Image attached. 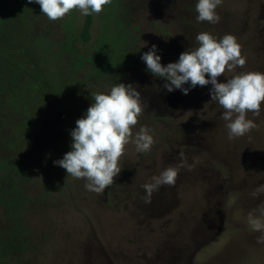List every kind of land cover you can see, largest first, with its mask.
<instances>
[{
	"label": "rangeland",
	"instance_id": "rangeland-1",
	"mask_svg": "<svg viewBox=\"0 0 264 264\" xmlns=\"http://www.w3.org/2000/svg\"><path fill=\"white\" fill-rule=\"evenodd\" d=\"M195 3L111 0L83 44L79 10L49 20L39 4L0 0V264H264V229L249 223L264 224V111L230 140L210 85L168 92L140 59L156 44L167 64L198 32L231 33L246 63L219 79L264 72V0H223L216 24L196 21ZM120 82L144 105L133 135L143 125L154 142L127 144L120 174L96 193L53 161L91 94ZM181 151L191 167L145 203L142 185Z\"/></svg>",
	"mask_w": 264,
	"mask_h": 264
},
{
	"label": "clouds",
	"instance_id": "clouds-1",
	"mask_svg": "<svg viewBox=\"0 0 264 264\" xmlns=\"http://www.w3.org/2000/svg\"><path fill=\"white\" fill-rule=\"evenodd\" d=\"M222 2L196 0V21L218 23L221 17L216 10ZM29 3L39 4L43 15L49 20H56L73 9L85 16L99 13L111 0H29ZM195 41L197 46H189L179 54L177 60L167 64L162 63L156 44L143 52L140 59L145 63L146 71L154 77L163 78V87L168 92L179 89L188 94L197 86L210 85V100L223 109L220 119L228 139L243 136L257 126L255 121L248 118V114L260 116L264 111L261 103L264 101V72L241 71L221 81L219 78L226 70L233 72L243 68L246 63L237 38L231 33L217 38L210 32L202 31L196 34ZM133 85V82H120L106 92L91 94V104L70 130V150L53 161L66 170L67 176L83 178L84 187L89 191L101 193L113 184L114 178L121 172L119 160L127 144L134 143L138 152H147L154 142L153 136L143 125L133 135V127L137 125L144 107L141 93ZM179 156L181 160L178 165L163 169L151 177L150 183L142 185L145 203L151 202L153 192L161 185L175 183L180 167H191L182 151ZM258 191H264V185ZM249 223L256 230L264 229V224L251 214ZM257 239L264 242V232Z\"/></svg>",
	"mask_w": 264,
	"mask_h": 264
},
{
	"label": "trees",
	"instance_id": "trees-1",
	"mask_svg": "<svg viewBox=\"0 0 264 264\" xmlns=\"http://www.w3.org/2000/svg\"><path fill=\"white\" fill-rule=\"evenodd\" d=\"M94 16H95V13H92L84 17V21H83V24L79 32V39L81 40L83 44L89 43L92 38L91 31H92V27L94 24ZM252 261L254 260L251 259V262Z\"/></svg>",
	"mask_w": 264,
	"mask_h": 264
}]
</instances>
